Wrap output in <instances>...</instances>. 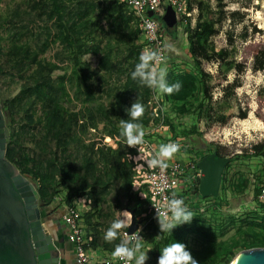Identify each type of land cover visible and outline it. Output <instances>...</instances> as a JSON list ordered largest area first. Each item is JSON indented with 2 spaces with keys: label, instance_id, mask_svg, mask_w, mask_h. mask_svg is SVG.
<instances>
[{
  "label": "trees",
  "instance_id": "obj_1",
  "mask_svg": "<svg viewBox=\"0 0 264 264\" xmlns=\"http://www.w3.org/2000/svg\"><path fill=\"white\" fill-rule=\"evenodd\" d=\"M186 5L191 11L192 6ZM197 10L195 28L191 30L189 23L186 28L193 68L168 70V83L178 81L182 87L171 95L162 94V99L180 116H190L193 125L199 118L208 121L213 118L214 122L223 124L228 118L218 116L211 105L201 60L223 58L225 50H216L211 44L216 30L203 14L201 3L197 4ZM95 14L107 24L106 30L99 27L104 38L97 42L93 36ZM36 19L44 23L38 32L33 26ZM157 19L168 35H174L175 31H168L161 17ZM130 24L135 26L133 31ZM138 37L142 38L137 20L120 0H20L0 12V74L7 72L21 82L17 95L1 103L6 121L8 112L14 121L13 125L6 123L9 130L6 159L38 185L39 200L44 206L58 198L63 207L72 206L77 200L88 201L90 210L81 219L93 238L91 245L97 241L96 231L103 225L93 222L113 217L102 206H108L106 198L115 191V186L119 187L114 197L116 212L128 210L135 218L147 213L146 188L137 185L135 180L137 152L126 145L120 127L121 119H131L127 109L136 99L143 104L145 112L133 122L145 129L153 119L148 105L152 89L131 76L145 46V43H135ZM56 44L61 48L52 60L42 57ZM87 57H98L95 70H91ZM69 62L76 78L67 74L64 63ZM238 71L242 72L240 67ZM101 72L103 85L97 88L101 94L96 95L91 86L83 90L81 82ZM114 78L121 82L119 86L110 84ZM75 85L78 88L75 99L83 97L77 111L67 106L73 100L68 88ZM232 86L238 87V82L234 81ZM100 95L109 103L99 102ZM239 118L245 119L246 114ZM165 123H169L167 118ZM190 133L183 129L172 134V139L185 138ZM26 135L34 144L30 152L24 150ZM104 138L115 141V146L102 144ZM213 154L219 156L216 152ZM261 155H264V141ZM227 169L228 165L221 180L222 192L227 189ZM234 187L241 194L247 182L240 179ZM258 193L259 187L254 192L256 200ZM194 195L197 200H207L198 196L197 189ZM223 200L221 195L217 196L216 207ZM260 207V212L251 218L229 217L228 222H222L216 212L205 215L194 204L191 211L195 216L191 223L177 226L171 233L160 232L158 221L146 216L142 220L146 223L142 236L152 246L157 260L166 246L180 242L187 246L198 264H229L243 250L264 248V204ZM231 228H236L234 234L223 239ZM191 241L194 247L190 246ZM103 245L112 249L111 245L116 242L104 240Z\"/></svg>",
  "mask_w": 264,
  "mask_h": 264
},
{
  "label": "rangeland",
  "instance_id": "obj_2",
  "mask_svg": "<svg viewBox=\"0 0 264 264\" xmlns=\"http://www.w3.org/2000/svg\"><path fill=\"white\" fill-rule=\"evenodd\" d=\"M183 1L186 2L185 4L192 6V10L188 11L190 14V17L187 18L188 20L177 24L174 35H168L162 29L164 45H172L170 51L165 49L166 66L168 70H192L193 60L189 52L186 28L187 23H189L191 30L195 28L198 15L197 4L201 3L203 14L213 22L216 30V34L210 39L211 44L216 50H225L223 58L219 59L216 57L212 61L201 60V67L207 74L206 88L215 113L220 117H227L228 119L222 124L214 122L213 118L210 121L199 118L197 123L193 125L190 116L183 117L174 112L163 101L162 94L158 90L152 89V95L148 104L152 118L153 108L155 104H159L169 123L166 128L164 127L158 130L156 134L153 133L147 137L160 138L159 140H162L163 138L172 136L174 133H180L183 129L190 130V135L185 138L178 137V139L185 146L188 145V149L191 150V154L196 161L215 152L227 159L226 165H228V169L225 175L227 189L223 192L219 190L218 194V196L221 195V199L225 198L221 206L216 207L218 201H216V198L212 199L211 197L205 201L198 199V202H193L196 203V206L199 205V212L205 215H212V213L216 212V216L222 222H228L229 217H236L239 220L248 219L260 212V205L262 204L256 200L254 192L264 180V155H261V145L264 141V33L257 27L260 21L256 14L260 10V7H255L254 1L248 3L245 0ZM19 2L20 0H0V12H3L8 7H13ZM120 2L124 3L123 0H120ZM153 17L159 18L158 16ZM93 23L95 24L93 26V36L97 42L99 39L104 38L99 27L103 26L106 30L107 24L98 14L94 15ZM43 25V21L36 19L35 24H33L35 32H38L39 28ZM130 28L133 31L135 26L130 24ZM135 43L141 44L144 41L141 37H138L135 39ZM60 48L56 44L45 52L42 57L52 60L55 52L60 50ZM121 48L123 49V47ZM196 54L200 58V55ZM97 59L98 57L86 58L90 63L91 70L96 69ZM64 65L68 68L67 74L75 77L74 67L70 62L64 63ZM239 67L242 72L238 71ZM101 75L102 72L97 73L91 80L81 82L83 90L91 86L96 95L101 94V92L97 91V88L103 85ZM234 81H237L239 85L236 88L232 86ZM20 83L16 77H11L7 72L0 74V104L5 99L13 98L17 95ZM110 84L119 86L121 82L114 78ZM68 89L73 100L71 103H67V106L77 111L82 106L83 97L79 96L75 99V93L78 91L76 85ZM100 96L99 102H103L104 104L109 103V100L104 95ZM242 114H246L245 119L239 118ZM7 118L9 120L6 121L4 116L5 126L8 122L13 125L14 121L11 112L7 113ZM154 123L155 121L152 120L144 131H152L151 128L154 127ZM25 137L24 150L30 152L34 148V144L30 141L29 136L26 135ZM102 144L114 147L115 141H112L110 138H104ZM134 161L137 163L138 159L135 158ZM140 172V168H136L137 176L135 180L139 186H142L141 182L143 179ZM223 175L224 170L222 177ZM23 176L30 181L36 190L38 189V185L32 182L30 176ZM240 179L246 180L247 188L243 193L238 194L234 184ZM117 188L119 187L115 186V191L106 198L108 206L103 205L102 207L106 213L113 215L115 218L118 216V219L120 212L118 213L114 209V197ZM61 203L60 198H58L50 205L44 206L39 200L38 208L40 210L41 222L45 224L47 229H49V224L55 220L54 218L65 208ZM85 212L86 210H81V214ZM115 218L111 219V223L115 221ZM235 230L236 228H231L223 239L230 238ZM190 246H195L192 241L190 242ZM152 258L155 259L154 263L157 264L156 255L153 250Z\"/></svg>",
  "mask_w": 264,
  "mask_h": 264
},
{
  "label": "water",
  "instance_id": "obj_3",
  "mask_svg": "<svg viewBox=\"0 0 264 264\" xmlns=\"http://www.w3.org/2000/svg\"><path fill=\"white\" fill-rule=\"evenodd\" d=\"M147 15L152 17L153 14L148 12ZM162 22L168 31H175L177 21L171 7L162 16ZM8 137L0 104V264H60L55 238L41 222L37 190L6 159ZM227 162V159L214 154L197 162L202 174L197 189L200 198L218 196ZM132 215L133 222L127 229L128 234L138 227ZM240 253L242 257L239 264H264V248L243 250Z\"/></svg>",
  "mask_w": 264,
  "mask_h": 264
},
{
  "label": "built area",
  "instance_id": "obj_4",
  "mask_svg": "<svg viewBox=\"0 0 264 264\" xmlns=\"http://www.w3.org/2000/svg\"><path fill=\"white\" fill-rule=\"evenodd\" d=\"M128 10L136 18L139 30L141 32L142 39L145 43V49H156L162 51L165 55L164 36L161 24L158 19L153 16L162 17L168 7H171L175 13L177 24L182 21L185 22L190 14L187 10V5L183 0H123ZM255 7L259 6L260 10L256 12L257 18L260 23L257 25L259 30L264 33V0H256L253 2ZM151 12L152 17L147 13ZM152 22V28L148 27V23ZM153 29L154 37L153 38ZM153 124L152 131H145L144 145L133 147L138 159V165L141 166L143 184L146 188L149 198L147 206V216L150 220H157L156 208H162L166 200L171 199L173 195L177 198H182L185 205L192 209V198L194 196L195 189H198V185L202 178L197 162L189 154L182 159L171 160L168 162L167 169L161 170L160 168H149L146 164V160L151 155H155L158 150L154 145V142L148 138L150 134L157 133L158 130L165 127V113L162 111L159 104H155L153 108ZM145 130V129H144ZM180 140H174L169 142H176ZM167 142V143H169ZM181 148L178 153L185 152V145L180 142ZM157 186H160L162 190H159ZM259 203L264 204V180L259 185V193L257 196ZM84 200H77L72 206H65L61 220L66 228L67 240L75 246L74 264H90V258L86 252V243L84 240L83 231L80 225L82 214L81 207ZM146 216V215H144ZM143 228L140 229V234L143 233ZM136 229V230H137ZM124 231L121 233L123 239L125 238ZM128 233V232H127ZM131 235V234H129ZM143 237V236H142ZM97 264H125L124 261L119 259L104 260Z\"/></svg>",
  "mask_w": 264,
  "mask_h": 264
},
{
  "label": "clouds",
  "instance_id": "obj_5",
  "mask_svg": "<svg viewBox=\"0 0 264 264\" xmlns=\"http://www.w3.org/2000/svg\"><path fill=\"white\" fill-rule=\"evenodd\" d=\"M148 27L152 28V22L148 23ZM153 29V38L154 37ZM165 49L171 50L172 45L166 44ZM139 62L135 65L131 73L133 80H138L142 85L158 90L161 94L171 95L173 92H178L182 84L175 82L169 84L167 81L168 68L166 66V58L162 51L156 49H145L139 56ZM163 65V66H162ZM145 108L137 99L127 109L130 120L121 119L120 127L122 135L126 139L128 147H138L144 145L145 131L143 125L135 123L142 118ZM181 144L179 141L161 144L158 152L155 155L150 154V158L146 160L149 168L167 169L168 162L173 160L175 155L180 151ZM162 190L160 186H157ZM156 217L160 232H170L177 226L191 223L195 216L193 212L185 205L182 198H177L175 195L168 199L163 204L162 208H156ZM133 222L131 212L124 210L120 212L118 219L113 221L110 227L106 230L104 240L113 242L120 239V232L123 229H128ZM140 229L134 231L131 235L125 233V238L120 239V242L115 245L112 256L125 262V264H145L149 259L147 252L142 251L144 238L140 234ZM242 253L238 254L230 264H239ZM157 264H198V261L192 256L187 246L180 242L172 243L166 246L161 252L157 260Z\"/></svg>",
  "mask_w": 264,
  "mask_h": 264
},
{
  "label": "crops",
  "instance_id": "obj_6",
  "mask_svg": "<svg viewBox=\"0 0 264 264\" xmlns=\"http://www.w3.org/2000/svg\"><path fill=\"white\" fill-rule=\"evenodd\" d=\"M161 20H162V17H161ZM166 127H167V125H165V128ZM150 139L154 142V145L156 146L157 150H159V147L161 144H166L169 141L180 140L178 138L172 139V136H169L167 138H163L162 140H159L160 138H150ZM191 153L192 152H191V150L188 149V145H187V146H185V152L184 153H177L175 155V157L173 158V160L185 158V157H187L188 154L193 158ZM194 160H196V159H194ZM196 162H198V161H196ZM138 167L140 168V170H141L140 173L143 176V173H142L143 169L141 168L140 165H137V168ZM141 183L144 186L143 180ZM136 184L139 185L138 183H136ZM197 198L198 197L196 195L193 196L192 206H194V204H196V203H194L195 201L198 202ZM83 203H85V204H82L81 207L84 210H86V212L88 210H90V205H89L88 201L87 202L83 201ZM63 211H64V209H63ZM63 211L54 218L55 220L53 222H51L49 224L48 230L51 233V235L55 238V241H56L55 245H56V248H57L58 253H59L60 264H74L75 246L67 240L66 228H65V226L61 220V216L63 214ZM144 215L147 216V213L141 215L139 218H135L136 223L138 224V227H142V226L145 227L146 223L144 224V222L142 221L146 217ZM117 217L115 218L114 216L113 217L110 216L107 219L99 220L98 222L97 221L93 222L94 224L95 223H102L103 225L97 229V231H96L97 241L95 242V244H92V245H91V243H92L93 238L91 237V235L89 233H87L88 231L86 230V227L84 226V224H82V219H81L80 225H81L83 235H84V240L86 243V252L90 258V264H97L100 261L114 260L115 259L112 256L113 247L115 245H111L112 249H110L109 247H106L105 245H103V241H104L105 232L108 229V225L111 223V219L115 218V220H116ZM147 217L149 219V216H147ZM121 233H122V231L120 232V239H123ZM118 240L113 241V242H116V244H118L119 243ZM149 249H151V250L148 251ZM152 250H153L152 246L146 244L143 241L142 251H148L147 256L149 257V259L145 262V264H156V263H154L155 259L152 258ZM133 264H134V261H133Z\"/></svg>",
  "mask_w": 264,
  "mask_h": 264
}]
</instances>
